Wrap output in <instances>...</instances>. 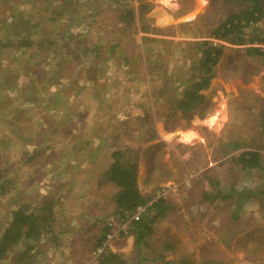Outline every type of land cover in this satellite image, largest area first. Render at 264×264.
<instances>
[{
  "label": "rangeland",
  "instance_id": "rangeland-1",
  "mask_svg": "<svg viewBox=\"0 0 264 264\" xmlns=\"http://www.w3.org/2000/svg\"><path fill=\"white\" fill-rule=\"evenodd\" d=\"M41 1L0 0V233L13 210L37 211L52 199L35 264H100L94 247L121 225L129 230L132 218L116 209V189L99 185L100 176L110 154L129 146L140 193L170 209L152 226L156 253L135 248L130 233L112 239L108 253L126 264H159L152 261L159 253L166 261L191 253L203 262L264 264V170L236 162L243 151L257 152L264 167L261 57L245 56L249 43L225 42L199 112L170 115L165 106L198 57L189 45L210 38L233 8L222 0ZM142 3L152 13L138 14ZM130 11L132 28L123 30ZM142 25L157 30L147 34L154 39L147 52ZM217 191L214 201L204 198ZM163 242L178 249L163 250ZM26 245L0 264H15Z\"/></svg>",
  "mask_w": 264,
  "mask_h": 264
},
{
  "label": "trees",
  "instance_id": "trees-1",
  "mask_svg": "<svg viewBox=\"0 0 264 264\" xmlns=\"http://www.w3.org/2000/svg\"><path fill=\"white\" fill-rule=\"evenodd\" d=\"M142 4L143 5L139 8L141 11H139L138 14L147 13L151 10L150 4ZM221 4L222 7H230L233 8V10L228 11V16L225 21L211 31L209 34L210 38L189 45V50L191 51L192 49L194 55L198 57L193 63L190 74L187 75L186 80H181V82L186 84L180 83L184 86L182 92L176 97H169V99L165 97L167 101L165 106L170 115L179 113L185 116L199 112L205 100L201 92H205L209 89L210 83L215 77L214 70L222 56L224 48L222 45L225 42L236 46L247 45L248 43L251 45L253 41L264 43V38H260L258 35H255V33H253V36H249L250 34L246 32L248 23H253L264 18V0H222ZM133 18V13L129 12V17L123 21V30H130V28H132ZM140 21H142V19ZM139 30L144 33L141 40L144 50L147 52L146 45L154 43V39L148 38L147 34L149 31L154 30V28L142 25ZM212 41H217L219 44L214 46ZM45 42L48 44L51 42V39H46ZM245 56L261 57V64L264 65V48L248 46L245 48ZM190 58H193V56ZM158 72L162 76L160 82H162L164 86L165 82H167L164 80L166 72L163 71L162 67ZM168 77H171V75H168ZM164 89L163 87V90ZM159 92L161 94L165 93ZM162 97L164 98V96ZM162 97H155V101L160 100L159 98ZM145 115L147 114L145 113ZM259 127L264 138V116L261 119ZM110 158L111 163L100 176L102 181L100 180L99 185L102 183L109 184L116 189V193L114 197H112V203L120 213H132L137 207L147 205L145 214L140 217L138 221L129 224L130 229L128 233L132 235L135 248L139 250L144 247L145 249H149L152 254L156 253V250L153 249L154 246L149 240L153 234L152 226L164 217L166 212L170 209V206L161 198L150 202L149 199L145 198L140 193L136 183L137 153L133 151L131 147L126 146L116 149L110 154ZM236 162L242 170H254L256 168L264 170V167L260 165V155L257 152L243 151L238 155ZM262 194L264 195V192H262ZM220 196L221 192L217 191L215 193L211 192L208 197L205 196L204 198L214 201ZM248 197L249 192H245L239 199H243V202ZM228 198V196H223L221 199ZM52 201V199H44L43 206L35 209L37 211H31L28 206H20L11 212L7 225L0 233V259L8 257L9 255H7V253L13 250L19 242L23 241V243H27V245L22 253L16 258L14 257L13 263L35 264L38 260L36 258V244L39 242L42 235L48 232L49 226L51 227L50 222L54 217V203ZM101 240L97 246H101L105 240L104 237ZM161 246L163 250L166 251H172L173 249L175 252L178 249L174 248L168 242H163ZM41 252L42 251H40V253ZM159 254L155 256L152 261H159V264H221L218 258L208 257L203 262L202 260L195 259L191 253L189 256L180 253L181 256L174 258L172 261H166L164 257ZM141 259L143 258L141 257L140 260ZM123 260L124 257L114 253H108L107 251L99 258V263L126 264Z\"/></svg>",
  "mask_w": 264,
  "mask_h": 264
},
{
  "label": "built area",
  "instance_id": "built-area-1",
  "mask_svg": "<svg viewBox=\"0 0 264 264\" xmlns=\"http://www.w3.org/2000/svg\"><path fill=\"white\" fill-rule=\"evenodd\" d=\"M247 28L251 29L253 32H256L257 35L260 38H264V18L253 22V23H248ZM213 45L219 44L217 41H212ZM264 48V45H261ZM146 206H139L137 207L132 215V218L129 222H136L140 219V215L145 212ZM129 222H126L128 224ZM128 235V229L127 226H122L117 228L114 231H111L108 235H106V238L104 242L101 244V246H97L94 249V256L99 259L102 255H104L107 252V249L109 247V243L112 239L119 237V236H127Z\"/></svg>",
  "mask_w": 264,
  "mask_h": 264
},
{
  "label": "crops",
  "instance_id": "crops-1",
  "mask_svg": "<svg viewBox=\"0 0 264 264\" xmlns=\"http://www.w3.org/2000/svg\"><path fill=\"white\" fill-rule=\"evenodd\" d=\"M44 1L45 0H42L41 2H43L44 3ZM170 1V0H169ZM57 2H59V0L58 1H54V3H53V5L52 6H56V5H58L59 3H57ZM203 3H207V0H203ZM66 6V5H65ZM58 7H60V5L58 6ZM130 12H132V11H130ZM199 11H197L196 10V8H194V11H192V12H189V21L191 22L192 20H194L195 19V17H196V15H197V13H198ZM149 14L150 13H152V11L150 10L149 12H148ZM148 13H146V14H144V15H147ZM133 14H134V12H133ZM133 17H134V15H133ZM178 19H182V18H178ZM157 30L155 29L154 30V32H156ZM252 44L250 45V46H252V47H255V48H263L261 45H264V43H259V42H256V41H253V42H251ZM224 49V48H223ZM226 52V51H225ZM222 56H224V52L222 53ZM221 56V57H222ZM221 57H220V59H221ZM247 57H251V56H247ZM224 58V57H223ZM252 58H256V57H251V59ZM220 62H222V59L221 60H219V62H218V64L220 65ZM219 77V76H218ZM216 81H219V82H221V80H220V78H218ZM211 90V86L209 87V89L207 90V91H205V92H202V94L204 95V97L207 95V96H209V91ZM249 90H251L252 92H256L257 90L256 89H253V88H251V89H249ZM208 92V93H207ZM258 92V94H259V98H257V100L258 101H260V103L262 104V115H264V104H263V101H264V99L262 98V93H260L259 91H257ZM258 94L256 93L254 96H258ZM264 96V95H263ZM160 99V101H161V99L162 98H159ZM205 99H206V97H205ZM155 115H157V114H155ZM174 115H181V114H179V113H177V114H174ZM74 132V131H73ZM157 135L158 136H160L158 133H157ZM162 138V140H164V138L163 137H161ZM175 140L176 141H181V140H183L182 139V137H179V138H175Z\"/></svg>",
  "mask_w": 264,
  "mask_h": 264
},
{
  "label": "bare ground",
  "instance_id": "bare-ground-1",
  "mask_svg": "<svg viewBox=\"0 0 264 264\" xmlns=\"http://www.w3.org/2000/svg\"><path fill=\"white\" fill-rule=\"evenodd\" d=\"M160 16V15H159ZM166 19H168V18H166ZM158 21H159V19H157ZM166 22V21H165ZM157 23V22H156ZM159 23V22H158ZM110 118V117H109Z\"/></svg>",
  "mask_w": 264,
  "mask_h": 264
},
{
  "label": "clouds",
  "instance_id": "clouds-1",
  "mask_svg": "<svg viewBox=\"0 0 264 264\" xmlns=\"http://www.w3.org/2000/svg\"><path fill=\"white\" fill-rule=\"evenodd\" d=\"M132 215H133V212H132Z\"/></svg>",
  "mask_w": 264,
  "mask_h": 264
}]
</instances>
